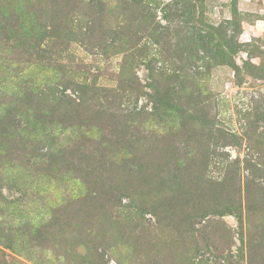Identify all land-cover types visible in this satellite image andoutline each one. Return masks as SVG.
<instances>
[{
  "label": "rangeland",
  "instance_id": "rangeland-1",
  "mask_svg": "<svg viewBox=\"0 0 264 264\" xmlns=\"http://www.w3.org/2000/svg\"><path fill=\"white\" fill-rule=\"evenodd\" d=\"M8 1L0 264H264V0Z\"/></svg>",
  "mask_w": 264,
  "mask_h": 264
},
{
  "label": "trees",
  "instance_id": "trees-1",
  "mask_svg": "<svg viewBox=\"0 0 264 264\" xmlns=\"http://www.w3.org/2000/svg\"><path fill=\"white\" fill-rule=\"evenodd\" d=\"M9 4L10 3L8 0L6 4L0 2V37H4L6 39H14L15 42L19 41V39H22L21 43H19L18 45L14 43V45L12 46L16 51H18L19 54H21V52H24L27 54V56L29 55L31 57L34 53H37L38 58L46 59V56L42 55V51L45 50L39 45H32V38L30 39L31 41L28 39V36L31 35L33 27L27 28L26 24L21 21V15L19 16L17 14V10H15L16 7H11V5ZM35 75L36 73L34 71L30 72L24 77L21 76V78L20 74H13L12 76L17 80L19 79V82H16L17 84H15L18 89V91H16L15 93H17V96L20 94H22V96H18V99L13 100L12 103L8 106L7 104H5L6 107L0 111V142L3 138V144L12 141V137L10 138L11 134L9 130L11 129L13 120H15V115L20 116L18 117V121H20L22 118V120L28 121L27 119H29L30 116H35L34 119L40 120V118L46 116V114L42 110L35 106L38 103L34 99V86H32V83L35 80ZM0 85L2 84L0 83ZM3 87L6 86L2 85L0 89H2ZM3 92H8L7 88H5ZM77 97L80 100L82 99V96L80 95ZM60 100L65 103L72 104L73 102H76L77 99L76 97H72L71 95H66L61 97ZM25 129L28 128H21L22 131Z\"/></svg>",
  "mask_w": 264,
  "mask_h": 264
}]
</instances>
